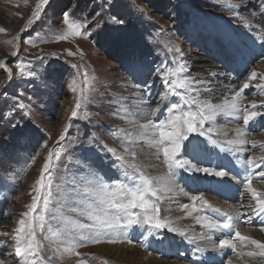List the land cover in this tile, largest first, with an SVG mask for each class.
Segmentation results:
<instances>
[{
	"label": "rangeland",
	"instance_id": "rangeland-1",
	"mask_svg": "<svg viewBox=\"0 0 264 264\" xmlns=\"http://www.w3.org/2000/svg\"><path fill=\"white\" fill-rule=\"evenodd\" d=\"M38 3L39 0H0V29L4 30L0 32V63L4 65L0 67V264H18L14 250L15 229L23 218L22 213L32 203L35 182L50 152L63 149L61 159L52 162L53 206L56 208L63 195L61 190L74 186V178L79 181L84 176H95L108 183L117 179L127 182L122 172L128 162L137 164L151 177L167 175L162 153L157 158L155 147L156 156L147 152L152 147L140 134V129L134 128L149 118L153 121L166 118L168 108L161 101L162 96L167 94L173 101L180 100L171 96L168 91L171 85L163 82L166 72L178 73V78L191 82L192 91L180 90L183 111H197L203 102L223 104L248 81L252 72H256L257 79L244 90L240 99L250 111L254 110L251 104L255 103L264 113V94L256 87L264 85L261 79L264 77V0H49L40 18L34 19L32 13ZM65 13L82 25L81 36L59 39L67 33L63 22ZM113 18L122 23L114 22ZM29 20L34 23L29 25ZM183 67L187 71L180 72ZM85 72L90 81L87 84L84 83ZM73 86L77 88L75 93ZM206 94L211 96L209 100ZM77 101L81 107L78 115L72 117ZM153 109H156L155 114L149 115ZM237 129H243L247 135L243 137L248 141L246 146L249 145L246 160L256 158L259 162L264 156V115L245 128L241 113L235 116L223 113L214 121L204 123L205 135L194 133L190 139L197 142L196 138L200 141L205 138V142H210L216 137L228 141L224 136H236ZM253 141L257 142L255 147ZM225 147L221 158L226 159L228 155L232 158L234 150ZM109 149H115V155ZM192 154L191 148L186 155L183 149L182 158L193 160ZM117 156L123 157V161L117 160ZM195 156L201 166L212 162L202 155L204 159L198 154ZM103 165L109 168L104 169ZM246 165L247 162L243 169L250 170ZM157 167L161 173L154 171ZM112 168L116 174H112ZM199 174L212 185L189 188L183 184L182 189L190 198L212 195L223 203L239 205L241 201L244 209L250 204L240 198L244 196L243 189L238 200L224 201L220 192L225 185H220L217 192L218 187L212 183L216 182L214 178ZM180 176H176L174 182ZM253 176L259 178L255 179L256 184H263L260 191L264 193V177L258 173ZM164 193H160L161 217L174 221L172 226L180 229L175 225L182 223L184 215L173 217L165 203L175 210L190 199L179 188ZM218 194L221 199H217ZM176 195L185 197L175 204ZM252 207L247 208L249 212ZM64 214L87 222L85 217H77L75 213L65 211ZM249 217L243 215L239 219L245 228L249 222L250 226L254 225V221H247ZM48 225L54 230L63 228L59 215L57 218L49 216ZM205 229L199 225L196 231L201 235ZM131 231L130 228L128 237L132 240ZM45 234L37 232V239L44 245L41 255L45 264L49 260L52 264H78L79 259L87 264L105 261L118 264L98 249L105 244H116H84L77 249L79 257H68L54 255L52 249L56 244L43 240ZM163 235L173 241L177 239L172 232L164 231ZM190 236L191 239L187 238L196 240L197 236ZM181 238L175 244H179ZM231 239L236 243L237 239ZM255 240L261 242L257 236ZM215 242L217 245L219 239ZM133 243L140 248L147 247L140 245L139 238ZM254 250L252 246L249 251ZM237 254L234 264L243 259ZM220 258L221 255H217L210 264H222L218 261ZM161 261L166 263L165 259ZM260 261L264 260H254L256 264ZM173 262L183 263L178 259Z\"/></svg>",
	"mask_w": 264,
	"mask_h": 264
},
{
	"label": "snow or ice",
	"instance_id": "snow-or-ice-1",
	"mask_svg": "<svg viewBox=\"0 0 264 264\" xmlns=\"http://www.w3.org/2000/svg\"><path fill=\"white\" fill-rule=\"evenodd\" d=\"M49 0H39L36 10L32 13L34 19H39L44 6ZM114 22L122 23L120 20ZM64 24L67 26V33L59 37V39L67 40L69 36H81L82 25L70 19L67 13L64 14ZM34 20H29L31 25ZM0 29V32H3ZM18 39V38H17ZM177 51H179L177 49ZM16 55L15 52L12 53ZM71 55V53H69ZM4 65L0 63V67ZM7 70V69H6ZM180 72L187 71L186 67L179 70ZM178 73H165L162 77L166 85H171L169 92L171 96L180 97L179 101H173L166 94L160 99L168 108L166 118L163 120L153 121L147 119L146 123L139 124L141 135L147 140L149 146L155 147L157 150V158L159 154L163 155V163L167 167V175L165 177H151L147 175L137 164L128 162L124 167L122 176L127 182L122 179H117L114 183L105 182L103 178L95 176H84L79 181L73 179V185L68 189H62L63 195L58 201L59 208L53 206V159L59 161L62 156L63 149L50 152L47 162L43 165L40 173V178L35 182L32 203L28 206V210L22 213V219L18 221V227L15 229V256L18 257V264H45V259L41 253L45 250L42 240L37 239V232L47 233L43 235V240H48L56 244V248L52 249L54 255H73L79 257L77 249L84 244H117L132 240L128 237L129 229L133 225L148 226L149 235L158 240L162 247L168 243L163 235L164 231L178 233L181 236H186V232L182 229L173 227L174 221L161 217V208L159 202L161 200V192H171L174 189L171 184L174 183V178L180 170L191 173H203L207 176L224 178L228 172L223 169V165L201 166V162L195 160V155L201 151L198 144H191V151L194 154L193 160L182 158V149L184 154H187L191 134L205 135L203 125L206 121H214L218 115L228 113L235 116L237 113L242 114V122L247 128L251 121H254L258 116L264 113L258 110L255 103L251 104V109L242 107L241 96L245 89L250 87L252 81L257 79V73L252 72L242 87L235 92L232 98L225 99L221 105H212L208 102L198 108L197 111H183L181 103L183 97L180 90L192 91L191 82L178 78ZM9 76L11 72L9 70ZM176 77V78H173ZM264 79V77H261ZM84 83H90L88 74L84 73ZM256 87L264 94V85L257 84ZM72 91L77 92L75 86ZM81 89V93H83ZM81 107L80 101H77L75 110L72 111V117L78 115V110ZM156 109H153L149 115H154ZM123 131L122 129L120 130ZM118 135V133H114ZM246 132L243 129L236 130V139L228 140L229 145H244L248 143L243 139ZM63 139V136L61 137ZM256 141H253V147L256 146ZM115 155V149H109ZM135 159L136 153H132ZM117 160L123 161V157L117 156ZM247 165L253 168H259L258 175L264 177V158H260L257 162L256 158L249 159ZM128 169L132 171L129 172ZM252 176L250 173L245 176L242 184L247 193L251 195V199L255 202L252 207V214L260 217L264 216V193L256 191L252 187ZM198 178V177H197ZM183 192V189H180ZM187 195V193H184ZM192 211L188 212L189 216L193 212H202L203 208H208L219 212L220 209H212L209 202L203 196H192ZM199 203L203 208H197L196 203ZM39 208V212L37 209ZM183 209H188L189 205L182 206ZM136 210V211H134ZM75 213L77 217H85L87 222H82L80 219L65 215L64 212ZM61 219L63 223L62 229H53L48 225V217ZM226 219L223 222H218L207 215H195L194 219L198 225L209 231H224L229 232L233 229V217L225 214ZM251 217H249V220ZM47 225V226H46ZM261 231H264V222H262ZM235 237L241 242V246H254V251H249L246 255L250 258L257 256L264 257V243L251 239L248 236L241 235L239 230L235 231ZM246 242V243H245ZM219 247L221 249L230 248L236 250L237 244L232 239H220ZM199 251V249H198ZM243 255V253H238ZM48 264H52L51 260ZM78 264H87L83 259L78 260ZM107 264V262H103ZM231 264V261L228 262Z\"/></svg>",
	"mask_w": 264,
	"mask_h": 264
},
{
	"label": "bare ground",
	"instance_id": "bare-ground-1",
	"mask_svg": "<svg viewBox=\"0 0 264 264\" xmlns=\"http://www.w3.org/2000/svg\"><path fill=\"white\" fill-rule=\"evenodd\" d=\"M238 40L240 41V39H238ZM239 43H241V41ZM245 57H247V54ZM243 62L246 63L245 59H243ZM233 81H235V78ZM207 97L209 100V98L211 96L207 95ZM205 99H207V98H205ZM211 99H213V98H211ZM218 105H221V104H218ZM149 106H150V104L145 106V108L147 109V107H149ZM242 107H244L243 101H242ZM239 116H240V114L237 115V117H239ZM142 121H143V119L140 120V122H142ZM134 128L139 129V126L134 127ZM138 133H139V131H138ZM224 137L226 140H232V139L237 138L236 136H232L230 134H226ZM246 137H247V135H246ZM243 139H245V138H243ZM195 141H197V142H194L193 140L190 139V141H186V144H189V148H191L192 143H197L201 148V151L198 153V155L201 159H204L202 157V156H204L206 158V160H211L212 161L210 164L211 166L223 165L224 167L222 170H225L228 172V175L224 178L212 176V178H214V180L216 181V182H212V183H214V186L216 185V187H218L216 189L217 192H220V188H221V187H219L220 185H225L224 188H221V190H222L221 192L225 197L224 201L230 200V198L238 200V197L241 194L239 192L243 189L244 190V192H243L244 196L240 197V198L245 202H250V204H247L246 209H244V206L242 205L241 201L239 202L240 203L239 205H237L236 203H229V202L223 203V202H220L219 200L216 201V199H215L216 196H215V198H213L212 195L210 196V195L203 194L202 196L204 197V199H206L209 202V204L212 206V209H220V211L216 212V211H213V210L208 209V208H203V206L199 203V201H197L196 207L198 209L203 208V211L202 212H193V215L189 216L188 212L192 211V200L190 198V195L187 193L188 199H190V201L186 202L185 204L189 205L188 209L180 208V209L174 210L167 203H165L166 209L169 211V213L173 212V217L174 216H180V215L185 216V217L183 216L184 219H183L182 223L176 224L175 226L180 227V229L184 230L186 232V236H181L178 233H173V236H175L177 238L175 241H173V238L171 239V238H168V236H165L168 243H166L164 246L161 247L159 245L158 240L154 239L153 236L149 235L150 230H148V228H146L147 227L146 225H144V226L133 225L131 227L132 243H128L125 241V242H123V244H119V245L116 244V245L112 246V245L105 244V245L99 246V248H98L99 251H102L103 254H107L109 256L108 258L111 259L113 262H116L118 264H164L161 260L165 259V262H166L165 264H178V263L173 262L174 259H178L179 262H181V261L183 262L181 264H188V262H190L189 264H200V262H206L207 264H210L213 262L212 261L213 258L215 260L217 255H221L220 260H218L219 263L221 262L222 264H224V263L228 264V262L231 261V264H234V262H235L234 256L236 257L237 253H243V255H239L241 257L243 256V259L242 258L238 259L236 264H256V262H254V260H256L258 258H261L262 260H264V257H259V256L255 257V258L248 257L246 255V253L249 252L250 247H252V246L251 245L241 246V242L239 240H236V237H235V231L239 230L241 235L248 236L251 239H255V237L257 236V238L259 240H261V242L264 243V231H261L262 222H264V216L257 217V216L252 214V211H250V212L248 211L247 208L252 207V202H254V201L251 199V195L246 192L244 185L242 184V181L244 180L246 175H248L250 173H252V174L258 173L260 171L259 169H256L253 167H250L251 168L250 170L248 168H247V170H245V168L243 169V165L246 164V162H247V160H246L247 156L245 155V153L249 149V147H248L249 145L248 146H246V144H244V145H229L227 143V141H225L224 139L221 140V139H217L216 137H212V140L210 142H205V138H204V140H201V141H200V139L196 138ZM217 142H219V144ZM225 145L228 147H231L234 150L235 153H233L234 156H232V158H230V155L226 156V159L221 158L222 150L225 147ZM148 151L153 155H155V153H156V150H154L153 147L147 149V152ZM182 154H183V149H182ZM193 155L194 154H192V157H193ZM224 155H226V154L224 153ZM195 158H196V156H195ZM262 158H264V156H262ZM149 162H152V161H149ZM103 166H104L103 167L104 169L109 168L108 165H103ZM116 168L118 169L117 166H116ZM158 170H160L159 167L154 169V171H156V172H159ZM111 171H113L112 174L115 173L113 168ZM159 173H161V171ZM177 176H180L179 180L175 181L174 183L171 184V187L173 189L179 188V190H180V189H182V186L184 187V185H186V187H189V188H193L192 186L201 185V184L203 186L212 185V184H210V182L205 181V179H203L199 173H191V172H184L183 171L182 173L179 172ZM253 177H254V180L252 179V181H253L252 187L254 189H256V191L261 193L260 190L262 189L263 184L262 185L256 184L255 179H259V178L252 176V178ZM177 183H179V184L177 185ZM168 193L169 192H165L164 194L166 195ZM183 193H186V191H183ZM217 196H218L217 199L222 198V196L220 194H218ZM182 197H185V196H179V195L174 196L173 197L174 203L175 204L179 203L180 202L179 199H181ZM163 199L167 200V197H163ZM181 201H183V200H181ZM170 204H172V203H170ZM179 211H181V214ZM197 214L210 216L212 219L217 220L218 222H223L226 219L225 214H228V215L233 217V229L231 232H229L227 230L209 231L208 229H205L204 233L200 235L196 231V228L199 225L196 223V221L194 219L195 215H197ZM243 215H250V217H251L250 220L254 221V225L250 226V222H249L248 227L245 228L244 225L239 220L240 217H243ZM247 221H249V219ZM190 226H192V227H190ZM186 227H188L187 231L185 230ZM198 234H199V236H198ZM190 235L197 236L196 240L195 241L190 240L191 239ZM187 236H189L190 239L187 238ZM232 237H234V240H236V244H237V248L235 251H233L230 248L221 249L219 247V243L216 245L215 240L226 239V238L231 239ZM136 238H139L140 242H142L140 244L141 246H147V247L145 249L140 248L139 244L133 243V242H136ZM178 238H181V240H179V244H175V242L178 240ZM125 246H127L128 248H126L125 250H122V249H124ZM238 247H240V248H238ZM242 248L245 251H240V249H242ZM198 249H199V251H198ZM152 252H155V253H152ZM212 255H213V258H212ZM157 257L161 260H159ZM143 258L145 259L144 261H142ZM250 259H251V262H250ZM195 262H197V263H195ZM259 264H264V261H260Z\"/></svg>",
	"mask_w": 264,
	"mask_h": 264
}]
</instances>
